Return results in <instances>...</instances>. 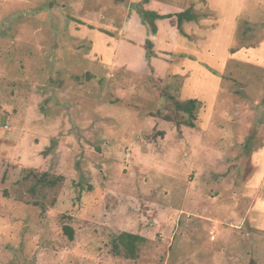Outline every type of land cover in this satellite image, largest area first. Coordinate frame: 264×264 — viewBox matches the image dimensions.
<instances>
[{
    "label": "rangeland",
    "instance_id": "obj_1",
    "mask_svg": "<svg viewBox=\"0 0 264 264\" xmlns=\"http://www.w3.org/2000/svg\"><path fill=\"white\" fill-rule=\"evenodd\" d=\"M143 1L0 0V264H264V0Z\"/></svg>",
    "mask_w": 264,
    "mask_h": 264
},
{
    "label": "trees",
    "instance_id": "obj_2",
    "mask_svg": "<svg viewBox=\"0 0 264 264\" xmlns=\"http://www.w3.org/2000/svg\"><path fill=\"white\" fill-rule=\"evenodd\" d=\"M121 1V0H118ZM150 0L143 1L142 4L134 5L136 9H138L139 15L141 16L143 22L148 25L150 24V30L152 34L157 33V25L156 21L158 20H164L167 18H172L171 15H160L154 12H151L149 10L144 9V5L149 3ZM177 17V26L178 29L181 31V33H185L182 29V26L185 22H196L198 21V16L192 12L191 9L183 11L181 13H178L176 15ZM154 47V44L147 40L146 43V56L147 58H151L152 56V49ZM213 71V70H212ZM215 74H217L214 71ZM163 96H166V98L173 103L174 111L176 114V118H174V121H176L178 126L185 125L191 128H195V119H196V112L200 108L201 103L197 99H190L187 101H180L177 100L174 96L169 94L168 92H163ZM171 119V118H168ZM64 177L58 176V177H52L48 178L47 174H44L41 178L38 179V182L43 184V186L48 188H55L61 183H63ZM65 232L68 236H70L71 239H73V230L70 227H65ZM148 242L147 238L138 235V234H132L129 232H123L120 235H118L113 240V249L116 254H124L128 258L135 259L139 256V253L141 251V247L145 245Z\"/></svg>",
    "mask_w": 264,
    "mask_h": 264
}]
</instances>
